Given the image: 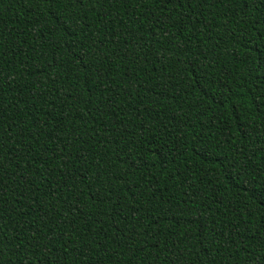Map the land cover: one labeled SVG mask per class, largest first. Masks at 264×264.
<instances>
[{
    "label": "trees",
    "instance_id": "trees-1",
    "mask_svg": "<svg viewBox=\"0 0 264 264\" xmlns=\"http://www.w3.org/2000/svg\"><path fill=\"white\" fill-rule=\"evenodd\" d=\"M0 264H264V0H0Z\"/></svg>",
    "mask_w": 264,
    "mask_h": 264
}]
</instances>
